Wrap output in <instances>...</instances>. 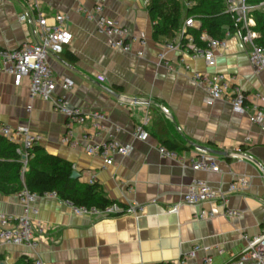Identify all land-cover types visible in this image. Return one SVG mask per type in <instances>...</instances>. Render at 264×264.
<instances>
[{"label": "crops", "instance_id": "crops-1", "mask_svg": "<svg viewBox=\"0 0 264 264\" xmlns=\"http://www.w3.org/2000/svg\"><path fill=\"white\" fill-rule=\"evenodd\" d=\"M39 2L47 15H67L66 28L72 34L60 53L48 56L57 81L55 94L64 95L72 106L84 111H103L109 126L103 137L111 133L133 148L128 156L116 155L113 163L106 165L100 156L63 143L65 117L53 109L50 100L31 96L27 77L15 85L12 76L4 72H0V121L26 125L45 151L71 162L79 181L96 180L112 200L124 206L142 204L144 211L138 216L107 218L76 215L56 198L38 196L32 204L37 209L33 218L48 227L47 233L37 249L24 245L0 247L3 261L12 264L25 256L34 262L39 258L41 264H160L177 260L196 243L208 249L199 250L187 264H204L207 254L212 257L211 264H225L235 258L244 246L241 234L253 235L264 229V132L247 115L233 111L227 99L205 103L203 90L178 58L193 70L223 73L246 93L263 92L264 72L252 67L250 46L229 35L226 47L215 51L214 66L188 53L170 51L166 53L168 67L157 57L164 41L153 38L145 0H104L103 9L132 34L146 39L142 56L112 48L111 39L76 11L78 5L91 8L92 0ZM23 9V0L0 1V47L14 49L33 39L32 25L18 20ZM196 24L198 27L199 21ZM139 48L137 42L132 44L133 51ZM65 78L72 80V89L61 86ZM124 97L137 101H124ZM146 100H150L148 105ZM159 105L168 107L169 114H164ZM145 116L151 120L149 136L134 139L133 128ZM160 120L165 127L163 135L186 146L174 149L186 159L185 166L159 154L160 141L153 133ZM88 125H74L72 138L80 139ZM114 125L120 127L118 132H114ZM197 148L216 158L219 171L189 167L188 160L196 155ZM238 149L253 160L234 158L232 154ZM236 175L250 177V186L233 193L227 202L228 207L242 212L241 217H227L220 201L180 204L177 212L168 211L181 201L193 179L226 189ZM202 210H211L213 216L197 218ZM0 212L22 213L16 193L0 192Z\"/></svg>", "mask_w": 264, "mask_h": 264}, {"label": "built area", "instance_id": "built-area-1", "mask_svg": "<svg viewBox=\"0 0 264 264\" xmlns=\"http://www.w3.org/2000/svg\"><path fill=\"white\" fill-rule=\"evenodd\" d=\"M92 1L91 8L88 9L78 5L76 11L92 21L96 31L111 39L110 46L112 48L142 56L146 39L132 34L118 19L105 15L103 12L104 0ZM148 2L149 0H145L146 4ZM191 4V0L184 1L186 7H190ZM224 4L225 12L230 16L232 26L225 28L223 37H213L205 30L200 31L197 36L189 33V27H197V21L189 16L184 19L179 31L161 44V50L157 53L158 59L165 66L171 67L166 58V53L179 51L188 53L192 58H202L208 66H214L216 49L225 48L226 37L234 35L250 46L248 58L254 70L264 72V46L256 43L258 33L254 30L255 20L251 14V10L256 5H252L246 0H224ZM262 4H264V1L260 2L259 5ZM23 6L24 9L18 15V20L21 23L32 25L33 39L24 41L14 49L0 47V72L11 75L15 85H19L22 79L27 77L31 96L38 95L42 99L52 102L53 109L65 117V133L61 139L63 143L72 148L81 147L88 155L100 156L106 165H111L116 155L128 156L133 148L130 143H122L111 133L107 138L103 137L109 129L107 117L103 111L96 109L84 111L79 107L72 106L64 95L55 94L57 81L48 56L51 53H60L72 39V34L65 24L68 18L67 15L63 13L45 14L41 10L39 0H23ZM134 42L140 45V48L135 51L132 50ZM178 59L183 64L184 69L190 72L192 81L203 90L205 103L210 104L218 99H227L233 111L247 115L249 121L264 132V91L252 94L246 93L239 85L232 83L231 78L223 73H205L193 70L189 64L183 63L181 57ZM99 79H102V77L100 76ZM61 86L63 89L70 90L73 82L71 79L65 78ZM122 100L137 101L127 97ZM149 101L146 100L144 103L148 105ZM27 108L29 109L30 106ZM159 108L164 114H169L168 107L159 105ZM87 123L89 124L88 130L82 133L81 138H72L73 126H82ZM150 123L149 116L140 119L133 128L132 137L138 140L147 139ZM113 130L118 132L120 127L114 125ZM0 135L16 144V152L20 156L23 171L31 155L32 146L36 143L38 137L32 135L26 125L11 126L1 121ZM158 152L163 157L176 160L182 166L187 164L183 155L162 144L158 145ZM232 155L238 160H253L250 154L240 149ZM188 162L189 167L195 171H219L216 158L201 148H197L196 155L192 156ZM249 186L250 177L245 175L234 176L226 189L212 187L201 179H193L184 191L181 201L170 207L168 211L177 212L180 204L196 205L220 201L221 205L225 207L224 214L227 217L239 218L242 216V212L228 207L227 202L233 193L245 191ZM16 194L22 206V213L14 215L0 212V247L6 245H24L32 249L39 247L40 238L47 233L48 227L33 218V214L37 212V209L32 204L38 196L54 197L60 204L66 205L76 215L107 218L122 215L138 216L144 211V205L142 204L124 206L117 201L103 207L76 205L68 199H60L56 191H48L40 195L29 191L26 187H23ZM212 216L213 212L211 210H202L197 218L204 219ZM241 239L244 242L243 248L235 258L225 264H264V229L253 235L242 233ZM207 249L208 247H202L196 243L177 260L169 261L167 264H187L191 258L196 256L199 250ZM218 252H222V249H218ZM204 261V264H211V255L207 254ZM34 264H41V260L36 258Z\"/></svg>", "mask_w": 264, "mask_h": 264}, {"label": "trees", "instance_id": "trees-1", "mask_svg": "<svg viewBox=\"0 0 264 264\" xmlns=\"http://www.w3.org/2000/svg\"><path fill=\"white\" fill-rule=\"evenodd\" d=\"M185 0H149L148 12L152 20L153 38L166 41L179 31L184 19L192 16L199 21L198 27H189L188 32L197 36L205 30L211 36L221 38L225 27H231V18L225 12L224 0H191L190 7L184 5ZM256 5L251 14L255 20L254 30L258 33L256 43L264 46V0H246ZM160 120L153 133L160 144L170 149L182 150L186 146L164 136L165 127ZM167 127V125H166ZM22 162L16 152V144L0 135V192L8 195L17 193L23 187L37 194L56 191L60 199H68L81 206L103 207L112 200L101 184L92 180L81 182L71 177V162L44 150L35 143L31 149L26 168L22 171ZM4 255L0 253V261ZM168 263V262H167ZM160 263V264H167ZM12 264H34L32 259L19 257Z\"/></svg>", "mask_w": 264, "mask_h": 264}, {"label": "water", "instance_id": "water-1", "mask_svg": "<svg viewBox=\"0 0 264 264\" xmlns=\"http://www.w3.org/2000/svg\"><path fill=\"white\" fill-rule=\"evenodd\" d=\"M209 152H211V153H214L215 151H212V150H208ZM71 177L72 178H78L79 177V173L77 172V171H75V170H73L72 171V173H71ZM0 264H6L4 261H0Z\"/></svg>", "mask_w": 264, "mask_h": 264}]
</instances>
